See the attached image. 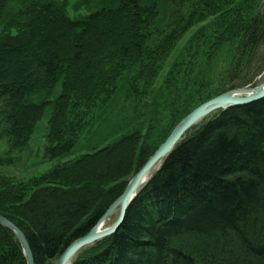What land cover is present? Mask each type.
<instances>
[{"label":"trees","instance_id":"16d2710c","mask_svg":"<svg viewBox=\"0 0 264 264\" xmlns=\"http://www.w3.org/2000/svg\"><path fill=\"white\" fill-rule=\"evenodd\" d=\"M259 4L112 0L83 20L51 16L54 31L47 42H37L36 28L21 24L27 37L0 46L1 136L10 147L26 143L34 123L54 102L60 124L59 137L48 138L56 144L51 152L70 150L127 70L144 86L145 100L163 61L201 19L218 16L222 41L242 33L241 45L260 49L264 9ZM137 135L67 164L61 183L71 188L57 187L62 185L54 177L46 186L34 180V188L32 183H0V213L25 233L36 264H55L123 193L125 178L151 155L137 150ZM113 180L119 182L105 188ZM0 264H28L17 236L1 224ZM72 264H264V98L215 112L193 126L139 188L117 232L83 248Z\"/></svg>","mask_w":264,"mask_h":264},{"label":"rangeland","instance_id":"374dc122","mask_svg":"<svg viewBox=\"0 0 264 264\" xmlns=\"http://www.w3.org/2000/svg\"><path fill=\"white\" fill-rule=\"evenodd\" d=\"M242 1L248 3L251 0ZM259 1V10H263L264 0ZM110 5L112 0H7L5 3L2 0L0 46H12L20 43L24 36L27 37L24 34L27 28L24 29L21 24L30 26L33 30L36 28V33L41 35L39 39L35 37L37 42H47L50 40L47 35L54 31H50V21L54 20L51 16L83 20L101 7ZM33 23L35 25L31 26ZM119 23L126 25L123 19ZM215 25L219 27L218 31ZM222 25L218 16L195 23L181 37L175 51L163 61V67L145 100L140 95L144 86L134 81L133 72L127 70L112 98L101 108H96L91 124L68 151L56 147L57 150L51 152L52 145L56 144L51 145L48 138L52 135L54 138L59 137L57 127L60 124L56 119L54 102L48 104L41 119L34 123V129L26 143L10 147L9 139L0 134L1 185L22 182L26 186L32 183L31 188H34V180L42 183L49 180V177H54L62 185L57 187L71 188L61 183L63 168L67 164L134 134L141 138L137 150L144 148L146 154H151L150 159L184 118L182 116L218 96L231 85H239L250 79L256 85L264 82V79L259 80L264 73V45L260 49L253 45H241L244 40L242 33L233 41H222L219 38ZM130 84L138 89L132 88ZM64 140H60V146H63ZM82 167H78L77 172ZM133 177L132 174L125 181L130 182ZM101 178L104 180V177ZM119 181H110L105 188ZM47 184L49 183L45 182L40 186ZM93 185V182H85L83 186ZM119 213L120 209L117 208L104 228L111 226Z\"/></svg>","mask_w":264,"mask_h":264},{"label":"water","instance_id":"95a60500","mask_svg":"<svg viewBox=\"0 0 264 264\" xmlns=\"http://www.w3.org/2000/svg\"><path fill=\"white\" fill-rule=\"evenodd\" d=\"M264 98V82L255 87H242L228 90L218 96L202 103L188 113L173 129L170 135L155 151L153 156L140 168L126 186L123 193L109 206L96 225L84 236L71 243L56 261V264H72L76 255L85 247L96 241L117 232L123 224L127 210L135 199L137 192L151 176L158 171L175 146L185 134L196 124L216 111H224L232 107L251 104ZM120 209L117 220L109 227L103 228L108 217L117 209ZM0 224L9 228L19 239L28 264H36L33 251L25 233L9 218L0 214Z\"/></svg>","mask_w":264,"mask_h":264},{"label":"bare ground","instance_id":"6f19581e","mask_svg":"<svg viewBox=\"0 0 264 264\" xmlns=\"http://www.w3.org/2000/svg\"><path fill=\"white\" fill-rule=\"evenodd\" d=\"M263 79H264V73L259 77V80H260V81H262ZM258 85H259V84H258ZM248 86H249V87H255V86H257V85H256V83H251V84H248ZM200 105H201V104H200ZM128 183H129V182H128ZM113 213H114V212H113ZM113 213H112V214H113ZM112 214H111V215H112ZM111 215H110V216H111ZM110 216H109V217H110ZM109 217H108V218H109ZM107 220H108V219H107ZM107 220H106V222H107ZM97 222H98V221H97ZM106 222H105V223H106ZM95 225H96V224H95ZM95 225H94V226H95ZM94 226H93V227H94ZM93 227H92V228H93ZM103 228H104V225H103L102 229H103ZM76 256H77V255H76ZM74 259H75V258H74Z\"/></svg>","mask_w":264,"mask_h":264}]
</instances>
